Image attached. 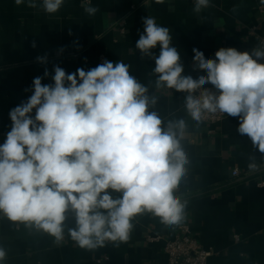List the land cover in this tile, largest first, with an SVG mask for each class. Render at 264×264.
<instances>
[{
    "label": "clouds",
    "instance_id": "clouds-1",
    "mask_svg": "<svg viewBox=\"0 0 264 264\" xmlns=\"http://www.w3.org/2000/svg\"><path fill=\"white\" fill-rule=\"evenodd\" d=\"M64 2L15 0L17 6L26 3L49 15ZM211 6L210 0H195L193 11ZM81 7L89 16L99 11L91 0ZM142 20L135 48L141 59L155 61V87L185 94L184 110L197 124L206 113L237 118L238 134L264 154V41L251 52L220 48L215 59L194 48L196 70L206 75L193 78L183 74L171 30L154 17ZM157 46L158 56L152 51ZM36 59L47 63L46 56ZM129 69L122 61L104 60L74 73L54 66L50 84H43V77L33 79L32 95L10 110L11 130L0 144V214L48 234L56 244L65 241L71 214L75 227L67 229L68 237L90 251L107 242L127 243L133 221L144 213L166 226L185 221L188 201L178 189L190 164L183 143L188 123L184 118L164 121L154 110L157 96ZM251 160L249 170L255 171ZM5 261L6 250L0 247V264Z\"/></svg>",
    "mask_w": 264,
    "mask_h": 264
},
{
    "label": "crops",
    "instance_id": "crops-1",
    "mask_svg": "<svg viewBox=\"0 0 264 264\" xmlns=\"http://www.w3.org/2000/svg\"><path fill=\"white\" fill-rule=\"evenodd\" d=\"M82 2L65 0L57 13L49 15L26 3L17 6L15 0H0V144L11 130L10 110L32 95L34 78L53 83L54 66L66 73L78 68L87 71L102 63L101 54L110 62L122 61L130 65V75L157 96L154 110L164 121L184 118L188 123L189 136L183 143L190 164L178 193L188 201L183 223L215 251L209 264H264V154L250 138L238 134L237 118L228 116L216 124L191 120L183 106L185 94L157 89L155 61L141 59L135 48L144 31L142 18L154 17L158 25L171 30L183 74L198 78L206 73L196 70L193 49L202 51L206 59H215L220 48L251 52L264 35V8H260L264 5L260 0H210L211 7L196 13L195 0L163 4L91 0L99 11L89 16ZM152 51L158 56L159 46ZM38 56H46L47 63H39ZM45 69L48 77H44ZM253 157L255 171L248 167ZM234 169L239 170L238 176L233 175ZM133 223L127 243L116 247L107 242L90 251L68 237L67 229L75 227L71 214L62 244L0 214V247L6 250L5 264H166L165 243L175 237L179 225L166 226L151 213L138 215Z\"/></svg>",
    "mask_w": 264,
    "mask_h": 264
},
{
    "label": "built area",
    "instance_id": "built-area-1",
    "mask_svg": "<svg viewBox=\"0 0 264 264\" xmlns=\"http://www.w3.org/2000/svg\"><path fill=\"white\" fill-rule=\"evenodd\" d=\"M260 8H264V6H260ZM119 25L121 33H124L126 31L125 21H120ZM262 41H264V35L259 36L257 47L262 46ZM99 59L102 63L104 60H107L104 54H101ZM206 87L211 88V85ZM226 117H228L227 114L206 113L202 121L209 124H216L223 121ZM239 174L238 169L233 170L234 176H238ZM236 238L239 237L236 236ZM165 251L167 254L166 264H209V259L215 253L212 247L203 245L201 241L192 234L190 226L185 223H181L178 226L174 238L166 241Z\"/></svg>",
    "mask_w": 264,
    "mask_h": 264
}]
</instances>
